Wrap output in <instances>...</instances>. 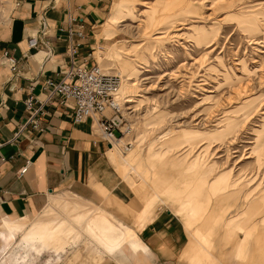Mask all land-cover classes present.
Segmentation results:
<instances>
[{
	"label": "rangeland",
	"instance_id": "1",
	"mask_svg": "<svg viewBox=\"0 0 264 264\" xmlns=\"http://www.w3.org/2000/svg\"><path fill=\"white\" fill-rule=\"evenodd\" d=\"M12 5L0 0V27ZM108 18L90 51L123 78L129 127L98 172L107 164L117 185L92 181L107 191L96 197L92 183L79 194L89 202L55 191L34 218L12 223L2 256L13 264L30 240L43 246L31 264L113 257L120 229L133 235L113 216L134 226L141 206L179 217L198 264H264V0H113Z\"/></svg>",
	"mask_w": 264,
	"mask_h": 264
},
{
	"label": "crops",
	"instance_id": "2",
	"mask_svg": "<svg viewBox=\"0 0 264 264\" xmlns=\"http://www.w3.org/2000/svg\"><path fill=\"white\" fill-rule=\"evenodd\" d=\"M108 1L68 0L66 3L64 0H13L9 16L0 27V139L10 138L15 124L24 119L22 99L29 91L44 101V112L40 119L43 130L38 133L36 140L32 141L36 134L25 132L0 145V264H9V258H4L2 254L7 253L14 240V234L10 231L12 223L34 218L47 205L50 197L57 193L55 191L69 189L73 192L67 190L65 193L89 202L79 194L84 193L87 187L91 188L92 181L100 178V183L106 188H115L117 185L113 184V179L110 180L112 183L107 179L109 171H112L108 170L107 164L104 178L102 174L98 175L103 170L105 151L109 159L114 161L111 153L113 148L93 134L89 118L73 122L70 101H61L56 94L46 98L40 90L42 80L45 77L56 79L59 65L69 59L63 32L57 29L64 10L68 7L82 18L85 36L78 46L77 58H84L90 64L93 62L90 49L93 45L97 46L101 26L110 14L113 0H110L105 13ZM39 11L44 12L50 24L52 53L48 59H43L41 51H34L27 43L28 38L36 32L35 15ZM3 51L16 59L17 74L11 75ZM25 163V170L19 173V168ZM100 183H93L94 195L98 198L107 191ZM117 188L118 198H129L124 186L118 185ZM112 198L119 204L124 203L113 195ZM120 209L127 213L133 211L132 208ZM134 209V226L106 210L129 228L133 235L124 240L126 232L121 228L119 236L122 242L114 249L113 257H101L90 264H198L194 256H186L189 239L175 213L168 209L157 208L153 211L150 208L142 214L141 206H135ZM113 231V228H108L106 236L112 237ZM42 249L43 246H35L34 241H23L22 252L13 258V264H31L30 252L40 253Z\"/></svg>",
	"mask_w": 264,
	"mask_h": 264
},
{
	"label": "built area",
	"instance_id": "3",
	"mask_svg": "<svg viewBox=\"0 0 264 264\" xmlns=\"http://www.w3.org/2000/svg\"><path fill=\"white\" fill-rule=\"evenodd\" d=\"M64 1L68 2V0ZM35 20L36 32L28 38V47L34 51H41L42 58L48 59L52 53L50 24L43 11L36 13ZM57 29L63 32L65 50L69 59L59 65L56 79L45 77L42 80L40 90L45 93L46 98L56 94L61 101H70L72 104V121L79 122L89 118V125L93 134L98 139L110 144L111 140L120 137L125 124L121 106L117 99L120 84L119 75L104 71L96 62L88 64L84 58H77L78 46L85 36L83 22L82 18L68 7L64 10ZM3 55L7 60L11 75L17 74L16 59L7 54L6 51H3ZM22 102L25 113L24 119L15 124V130L10 138L0 139V145L25 132L36 134L32 139L34 142L38 133L43 130L40 119L44 112V101L29 91ZM26 165L27 163L22 165L18 172L22 173Z\"/></svg>",
	"mask_w": 264,
	"mask_h": 264
},
{
	"label": "bare ground",
	"instance_id": "4",
	"mask_svg": "<svg viewBox=\"0 0 264 264\" xmlns=\"http://www.w3.org/2000/svg\"><path fill=\"white\" fill-rule=\"evenodd\" d=\"M97 65L99 66V64L97 63ZM101 69H103L101 66H99ZM105 71V70H104ZM118 75V74H117ZM119 78H120V84H119V88H118V92H117V99H118V102H119V104H121L122 102H126L127 100H125L124 98H122L121 97V95H120V90H121V88H122V83H123V78L119 75ZM128 101H130V100H128ZM128 125H126V124H124L123 125V129L125 130V131H127L128 130ZM122 141H123V137L122 136H120V137H118V138H116L115 140H111V143L110 144H108L111 148H113V147H118V148H120V144L122 143ZM127 149V148H126ZM131 149L130 148H128L127 149V151H130Z\"/></svg>",
	"mask_w": 264,
	"mask_h": 264
}]
</instances>
